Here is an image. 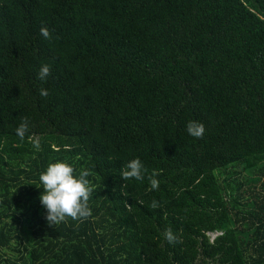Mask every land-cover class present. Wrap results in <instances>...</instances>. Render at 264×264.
Here are the masks:
<instances>
[{"label":"trees","instance_id":"trees-1","mask_svg":"<svg viewBox=\"0 0 264 264\" xmlns=\"http://www.w3.org/2000/svg\"><path fill=\"white\" fill-rule=\"evenodd\" d=\"M56 162L90 172L89 218L46 221ZM240 162H264V0H0V264H264Z\"/></svg>","mask_w":264,"mask_h":264},{"label":"clouds","instance_id":"clouds-1","mask_svg":"<svg viewBox=\"0 0 264 264\" xmlns=\"http://www.w3.org/2000/svg\"><path fill=\"white\" fill-rule=\"evenodd\" d=\"M39 34L45 39L50 40L52 35L46 26H41ZM51 74L50 65L42 64L38 79L41 81ZM39 95L47 97L48 91L41 88ZM187 133L197 139H202L205 132L203 123L197 121H189L186 125ZM16 135L23 140L28 132V120L23 118L20 125L15 129ZM31 140L32 137H29ZM35 147H39L38 142L34 143ZM147 169L144 168L141 160L135 158L130 160L121 169V179L129 180L136 179L142 181L145 178ZM90 172L82 169L79 176L74 175V169L64 162L50 163L47 169L39 176V180L43 185V194L39 197L41 205L46 209L45 219L49 226L58 225L71 218L72 220H84L92 215L91 209L88 206L90 195L93 191L90 186V181L87 179ZM159 173L153 170L152 174L148 176L150 183V190L159 188V180L155 177ZM159 205L154 200L151 204L152 208H157ZM164 238L169 244L178 242V238L171 229H165Z\"/></svg>","mask_w":264,"mask_h":264},{"label":"rangeland","instance_id":"rangeland-1","mask_svg":"<svg viewBox=\"0 0 264 264\" xmlns=\"http://www.w3.org/2000/svg\"><path fill=\"white\" fill-rule=\"evenodd\" d=\"M231 168H228L225 174L224 178H229L230 180L237 182L238 184L243 185V191H244V196H245V201L248 203H252L255 200H259L262 198V195L264 194L263 191V184H264V178L262 179V182L259 183L256 174L255 176H252L251 181L252 183L249 182V177L251 174H254L255 172H258L264 168V162L260 163L256 167L248 168L246 163H235ZM246 171H245V170ZM217 172V171H216ZM215 172V173H216ZM248 176H247V173ZM249 179V180H248ZM223 181V179H222ZM257 195H259L257 197ZM213 238V236H212Z\"/></svg>","mask_w":264,"mask_h":264}]
</instances>
